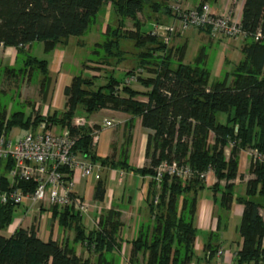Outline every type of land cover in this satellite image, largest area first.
Here are the masks:
<instances>
[{
	"label": "trees",
	"instance_id": "obj_1",
	"mask_svg": "<svg viewBox=\"0 0 264 264\" xmlns=\"http://www.w3.org/2000/svg\"><path fill=\"white\" fill-rule=\"evenodd\" d=\"M150 1L0 0V44L17 50L14 64L1 71L6 78L14 80L29 79L34 73L40 75L39 93L43 99L52 86L48 60L29 54V47L41 42L44 52H52L70 36L84 34L106 6L117 16V24L104 25L103 40L95 43L102 50L101 56L119 63L122 58L120 40H134L140 49L138 66L148 73L147 77L140 75L137 79L146 91L124 83L135 69L127 70L123 79L110 75L106 83L97 88H93L92 81L97 75L87 78L75 74L64 88L63 110L42 115L32 109L26 115L23 110L8 114L6 108L0 109V131L15 126L26 130L45 121L46 129L56 125L78 137L74 155L99 166L115 167L122 165L112 156H97L93 149V134L99 125H73L74 118L78 117L77 109L82 108L87 115L101 109L129 114L126 147L134 119L140 117L142 127L150 131L145 147L148 164L129 169L154 177V168L162 160H175L188 164L193 174L186 180L170 175H164L160 182L151 179L147 194L151 222L140 227L132 241L128 264H192L197 261L194 245L198 230L194 219L198 197L204 188L212 192L218 206V219L222 213L229 212L232 202L243 205L238 225L242 243L233 264H264V220L259 213L264 206V0H244L240 19L245 32L240 46L242 58L230 73L224 72L212 82L210 70L203 66V53L194 62L184 63L185 45L168 47L159 37L141 30L143 24L137 15ZM215 2L217 0H199L196 6ZM150 5L156 10V3ZM164 9L166 17L172 14L169 5H164ZM127 18L133 21L134 29L125 27ZM257 32L261 37L255 39ZM217 113L225 114V122L216 121ZM226 147H229L228 156ZM248 148L256 149L263 158L250 164L254 177L247 181L244 194L237 195L233 180L238 175L239 153ZM0 166L6 173L11 162L0 161ZM209 169L216 181L206 187L200 173ZM61 170L63 179L71 182L72 171ZM7 184L8 177L0 174L1 188L6 189ZM24 184L18 182L20 187L33 186V183ZM103 193L99 181L95 198L101 199ZM17 206L12 202L0 203V264H112L106 256L119 246L113 223L107 227L99 220L98 229L86 231L73 207L60 211L53 206V218L58 217L60 226L75 231V241L92 249L95 254L92 261L78 256L73 248L57 240H42L34 224L18 226L11 235H3ZM106 214L116 215L113 211Z\"/></svg>",
	"mask_w": 264,
	"mask_h": 264
},
{
	"label": "crops",
	"instance_id": "obj_2",
	"mask_svg": "<svg viewBox=\"0 0 264 264\" xmlns=\"http://www.w3.org/2000/svg\"><path fill=\"white\" fill-rule=\"evenodd\" d=\"M198 1L195 0L192 6L186 3L189 7H194ZM243 3L244 0H217V2L209 3V5L220 14L230 11L234 17L241 19ZM172 18V14L165 17V23L173 21ZM182 34L179 33L176 38L172 39L171 42L176 43V45L171 44L172 46L187 45L186 36ZM194 34H197V37L206 45H209L212 39H216L221 43L223 40L221 36L210 35L207 31H196ZM237 40L242 42V38H236L227 43L229 46L223 43L222 51L224 53L221 54V59L224 60L227 54L232 57L230 60L226 58L228 63L231 61L235 64L241 59L237 56V49L241 46L236 42ZM54 52H56L55 49L51 52V58L48 59V67L50 73H56L57 77L53 80L51 90L46 97L49 102L44 104L41 111L42 115L53 112L52 109L63 110L65 102L64 88L71 83L73 76L71 72L63 70L62 63L66 60V53L63 51ZM16 54L15 47L1 45L0 68L3 69L5 66L13 65ZM50 94H52L51 100L49 99ZM98 113L99 115L95 120H88V116L84 117L82 113L78 117H81L88 126L99 125V128L94 131L92 139L95 154L102 158L112 156L113 160L121 163L122 166L112 167L107 164L98 166L89 176H84L81 169H78L72 173L71 181L75 193L90 205V213L81 219L86 231L98 229L97 223L99 220L105 222L107 227L113 223V226L116 227L115 237L119 246L116 251L112 250L106 257L112 261V264H128L132 241L137 237L140 227L151 222L147 198L151 181L150 176L129 169L147 166L148 160L145 157V147L147 134L150 131L142 127L140 117L135 118L133 127L130 130L131 138L126 147V135L129 132L126 124L130 120V115L111 109H101L95 114ZM107 121H111V124L106 125ZM210 141H212V136ZM124 148L126 152H124ZM225 154L226 156L229 154L228 147L225 149ZM78 159L89 162L88 159L81 156ZM238 163V175L233 180L234 191L237 195H243L247 181L254 177L250 171V157L246 151L239 153ZM99 181L103 185L104 193L101 199H96L95 189ZM215 181L216 178L213 172H208L204 179L206 187H210ZM221 184H223V181H221ZM57 209L62 211L60 208ZM107 211H113L116 215L109 216L106 214ZM242 212L243 205L234 201L230 205L229 212L222 213L218 219V206L212 198V192L206 188L200 192L194 219V224L198 230L194 248L199 259L193 261L192 264H233V259L240 250L242 243V238L238 233ZM41 213L47 215L49 220V238L66 244L68 247L73 248L78 256L93 261L92 256L95 254L92 249H88L85 244L75 241V231L72 228L60 226L58 217L53 218V206L44 207ZM259 213L264 220V206L260 208ZM32 224L35 225V222L26 226L18 224V226L29 227ZM38 224L39 222L35 227L37 236L40 238V226ZM16 227L8 229L6 233L2 231V234L9 236ZM206 245L207 250H204ZM211 251L213 252L211 253Z\"/></svg>",
	"mask_w": 264,
	"mask_h": 264
},
{
	"label": "built area",
	"instance_id": "obj_3",
	"mask_svg": "<svg viewBox=\"0 0 264 264\" xmlns=\"http://www.w3.org/2000/svg\"><path fill=\"white\" fill-rule=\"evenodd\" d=\"M170 8L173 19L177 21L178 25L159 23L149 31L151 35L159 37L166 44L172 35L182 33L187 29L207 30L210 35L221 36L226 44L245 36L240 19L234 17L230 11L220 14L208 3L200 7L172 5ZM260 37V32H257L255 39ZM140 70L126 77L124 83L130 85L138 82V76L141 75ZM84 124L81 117L74 118L73 125L75 127ZM110 124L111 121L106 122V125ZM53 128L54 126L51 125L46 129V123L42 121L37 126L31 125L26 129V133L16 140H13L14 135L11 134V129L0 131V161L11 162V167L6 172L7 188L2 189L0 185V203L24 204L26 211L36 206L38 213L46 206L73 207L83 219L88 213L89 204L75 193L72 181L67 183L63 179L64 174L61 169L68 168L72 173L81 169L84 176H89L99 165L79 160L80 156L74 155L73 147L78 139L76 135L70 133L67 128L58 127V131ZM243 151L249 155L250 163H255L263 158L254 148ZM154 171V177H150V179L153 178L157 182H160L164 175L186 180L193 174V170L188 164L175 160H162L154 168ZM210 171L211 169L200 173V177L205 179ZM20 181L25 184L33 183V186L30 188L27 185L20 187L18 186ZM156 201L157 198H155Z\"/></svg>",
	"mask_w": 264,
	"mask_h": 264
},
{
	"label": "rangeland",
	"instance_id": "obj_4",
	"mask_svg": "<svg viewBox=\"0 0 264 264\" xmlns=\"http://www.w3.org/2000/svg\"><path fill=\"white\" fill-rule=\"evenodd\" d=\"M186 2L190 4V6H192V3H194L195 0H151L145 5L143 12L137 15L138 20L143 24L141 30L149 32L154 28L156 24L165 23L164 19L166 16L164 13V5L167 4L169 5V7H171L172 5L189 7ZM152 3H156V10L150 5ZM110 9L111 8L108 6L102 8L97 15L95 24L89 25L87 31L84 34L80 36H70L64 43L58 44L55 48L56 52H54L57 53L58 51H63L66 53V60L62 63L64 71L71 72L72 75L81 74L82 76L87 78L91 77V75H97V77L92 78L93 88H97L98 86L105 84L110 75H113L117 79H123L124 73L130 69H135V71L141 69L140 74L143 77L148 76V73L145 71V69L138 66L140 49L135 46L134 40L126 38H122L120 40L122 58L119 63H115L113 58L107 59L104 56H101L102 50L100 48L98 49L95 43L102 42V31L105 30L104 25H106V23H109L111 26H116L117 24V16L112 13ZM172 20L173 21L168 22V24H175L177 26V21H175L173 18ZM125 27L127 29H134L133 21L127 18L125 20ZM194 32L196 31L193 29H187L182 32L183 34H185L184 36H186L187 40L183 62L192 63L200 55V53H203V66L210 70V82L217 78H220V75H222L224 72L230 73L234 67V63L231 61L229 63L226 62V58L230 60L232 58L231 55L227 54L224 60L223 58H220L221 54L224 53L222 51V45L223 43L226 44L225 40L223 39L221 43L216 39H212L210 44L206 45V43L201 41L197 37V34H194ZM178 34L179 33L172 35L169 42L167 43L168 47H176L171 45H176V43H172L171 41L173 38H176ZM236 42L239 43V45L242 44L240 40H237ZM145 48H143L142 50L144 51ZM97 50L99 53H94V51ZM28 53L33 54L40 59L48 60L51 58V52H44L41 42H34L29 47ZM237 56L239 58H242L240 48L237 49ZM50 75L52 77V85L54 82L53 80H55L57 75L56 73H50ZM40 80L41 76L37 75L36 73H34L33 77L29 79H27V77L21 79L18 78L16 80L9 79L5 77L0 68V109L6 108L8 114L13 110H23L25 114L28 115L32 109H34V112L41 113L44 104L48 103L49 100L43 99L42 95L39 93ZM130 86L141 91L147 90V88L143 87V85L139 82H134L130 84ZM49 97V99L51 100L52 94H50ZM140 99L145 98L140 97ZM52 110L61 111V109ZM77 110L78 115H81L82 113L84 117L88 116V120H95V118L99 115V113L95 114L97 112L87 115L80 107ZM216 121L225 122V114L217 113ZM53 129L55 131H58V127L56 125H54ZM25 133L26 130L18 126L11 128V134L14 135L13 140L22 137ZM0 174L6 175L2 166H0ZM89 213L90 205L88 208V213L85 216H87ZM32 222H35V226H37V223L39 222L38 226H40V238L42 240H47L49 238L50 232L49 220L47 219V215H44V213H38V211L36 210V206H33L32 209L26 211L24 204L18 205L13 212L10 224L4 230V232L6 233V231L12 227H18V224L26 226L27 224H31ZM92 258H94V256H92Z\"/></svg>",
	"mask_w": 264,
	"mask_h": 264
}]
</instances>
